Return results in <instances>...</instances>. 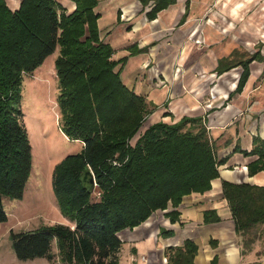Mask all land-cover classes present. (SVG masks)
Wrapping results in <instances>:
<instances>
[{"label": "trees", "instance_id": "trees-1", "mask_svg": "<svg viewBox=\"0 0 264 264\" xmlns=\"http://www.w3.org/2000/svg\"><path fill=\"white\" fill-rule=\"evenodd\" d=\"M72 1L76 8L68 13L58 0H21L17 9L0 0V222L8 218L3 198H22L32 169L22 109L23 76L59 49L63 130L82 141L84 149L55 166L52 187L63 214L73 223L11 231L13 250L21 260H52L56 242L66 264H120L122 230L142 224L169 203L178 207L185 195L210 190L226 159H218L202 118L159 121L140 131L154 106L130 90L116 70L113 48L100 38L95 11L99 0ZM141 1L144 6L151 2L148 17L153 18L177 0ZM254 59L262 57L255 53L241 62L244 71L237 92ZM236 150L258 156L248 165L250 175L264 170V138L255 136L250 151ZM87 170L95 177L93 190L84 180ZM223 195L240 237L241 254H253L264 233V186L223 181ZM170 215L175 220L178 211ZM220 219L215 210L205 212L206 223ZM170 251L175 254L168 264H191L196 246L186 240L183 247Z\"/></svg>", "mask_w": 264, "mask_h": 264}, {"label": "crops", "instance_id": "crops-1", "mask_svg": "<svg viewBox=\"0 0 264 264\" xmlns=\"http://www.w3.org/2000/svg\"><path fill=\"white\" fill-rule=\"evenodd\" d=\"M58 1L68 13L76 8L72 0ZM256 1L263 6L260 17H253ZM7 2L17 9L21 0ZM150 9L151 2L141 0H99L95 8L100 38L113 48L123 83L154 106L140 131L159 121L202 118L218 159L226 161L210 190L185 195L178 207L169 203L121 231L122 248L128 245L124 264H168L175 254L170 248L186 240L196 246L191 264H252L253 254H241L223 181L264 186V170L249 174L258 156L236 150L250 151L255 136L264 138V0H177L153 18ZM255 53L262 59L249 63V77L237 92L241 62ZM210 210L221 219L206 223Z\"/></svg>", "mask_w": 264, "mask_h": 264}, {"label": "rangeland", "instance_id": "rangeland-1", "mask_svg": "<svg viewBox=\"0 0 264 264\" xmlns=\"http://www.w3.org/2000/svg\"><path fill=\"white\" fill-rule=\"evenodd\" d=\"M252 6V11L256 13L253 17H260L261 1L253 2ZM58 55L59 49L32 74L23 76L22 109L32 146V169L22 198H3L8 218L0 222V264H66L59 255L56 242L53 244L55 257L52 260L46 257L21 260L16 257L11 240V231H34L55 223H73L58 204L52 178L55 166L67 155L81 153L84 144L69 138L63 130L56 67ZM127 248V244L122 248L120 264L125 262ZM252 252L255 258L252 264H264V233L256 241Z\"/></svg>", "mask_w": 264, "mask_h": 264}, {"label": "water", "instance_id": "water-1", "mask_svg": "<svg viewBox=\"0 0 264 264\" xmlns=\"http://www.w3.org/2000/svg\"><path fill=\"white\" fill-rule=\"evenodd\" d=\"M84 180L90 186V190H93L96 186L95 177L91 170H87L84 174Z\"/></svg>", "mask_w": 264, "mask_h": 264}, {"label": "built area", "instance_id": "built-area-1", "mask_svg": "<svg viewBox=\"0 0 264 264\" xmlns=\"http://www.w3.org/2000/svg\"><path fill=\"white\" fill-rule=\"evenodd\" d=\"M97 195H100V193H99V192H97Z\"/></svg>", "mask_w": 264, "mask_h": 264}]
</instances>
